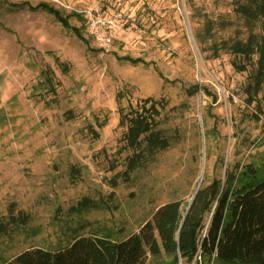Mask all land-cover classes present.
<instances>
[{
    "label": "rangeland",
    "instance_id": "1",
    "mask_svg": "<svg viewBox=\"0 0 264 264\" xmlns=\"http://www.w3.org/2000/svg\"><path fill=\"white\" fill-rule=\"evenodd\" d=\"M24 1L52 5L80 32L46 11L10 8ZM243 3L1 1L0 217L12 209L30 221L1 237L0 258L90 233L124 239L161 205L191 201L204 180L250 163L264 168V84L257 101L244 92L258 57L240 71L243 60L229 48L263 33L259 20L249 24L240 13ZM90 12L116 20L111 45L86 34ZM146 98L162 100L158 128L172 145L125 180L134 150L120 109ZM147 264L173 262L163 254Z\"/></svg>",
    "mask_w": 264,
    "mask_h": 264
},
{
    "label": "trees",
    "instance_id": "2",
    "mask_svg": "<svg viewBox=\"0 0 264 264\" xmlns=\"http://www.w3.org/2000/svg\"><path fill=\"white\" fill-rule=\"evenodd\" d=\"M26 6L46 11L65 27L80 32L71 27L69 17L48 3L31 5L24 1L12 3L10 8ZM238 10L249 24L259 20L263 30L229 45L232 53L243 60L235 63L240 71L247 69L246 61L258 57L244 89L247 101L252 103L257 101L264 84V0H245ZM129 59L134 63L143 61ZM163 106L162 100L146 98L136 106L130 105L127 111L120 109V124L127 126V146L134 150L122 174L125 180L149 157L171 147V139L158 128ZM257 109L263 113L260 103ZM253 116L260 120L258 113ZM263 169L250 163L241 171L228 169L224 179L214 178L209 183L204 180L193 193V200H173L161 205L139 232L124 239H115L108 233L79 235L65 246H37L9 259L0 258V264H147L149 256L159 258L163 254L173 264H264ZM80 204L88 206L89 201ZM29 221L30 215L24 212L15 215L10 209L7 216L0 217V239Z\"/></svg>",
    "mask_w": 264,
    "mask_h": 264
},
{
    "label": "built area",
    "instance_id": "3",
    "mask_svg": "<svg viewBox=\"0 0 264 264\" xmlns=\"http://www.w3.org/2000/svg\"><path fill=\"white\" fill-rule=\"evenodd\" d=\"M116 20L112 16H104L96 13L84 15V29L86 34L101 46H109L113 43V29Z\"/></svg>",
    "mask_w": 264,
    "mask_h": 264
},
{
    "label": "water",
    "instance_id": "4",
    "mask_svg": "<svg viewBox=\"0 0 264 264\" xmlns=\"http://www.w3.org/2000/svg\"><path fill=\"white\" fill-rule=\"evenodd\" d=\"M194 196L192 197V200H193Z\"/></svg>",
    "mask_w": 264,
    "mask_h": 264
}]
</instances>
